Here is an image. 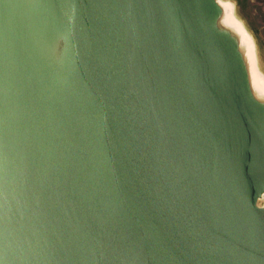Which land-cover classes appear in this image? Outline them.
<instances>
[{"label":"water","instance_id":"1","mask_svg":"<svg viewBox=\"0 0 264 264\" xmlns=\"http://www.w3.org/2000/svg\"><path fill=\"white\" fill-rule=\"evenodd\" d=\"M220 0H0V264H264V96Z\"/></svg>","mask_w":264,"mask_h":264},{"label":"rangeland","instance_id":"2","mask_svg":"<svg viewBox=\"0 0 264 264\" xmlns=\"http://www.w3.org/2000/svg\"><path fill=\"white\" fill-rule=\"evenodd\" d=\"M233 5V17L250 40L258 78L264 81V0H220ZM264 203V200H263Z\"/></svg>","mask_w":264,"mask_h":264},{"label":"bare ground","instance_id":"3","mask_svg":"<svg viewBox=\"0 0 264 264\" xmlns=\"http://www.w3.org/2000/svg\"><path fill=\"white\" fill-rule=\"evenodd\" d=\"M225 6V16L226 20L228 23L232 24L234 27H236L239 32L243 35L245 42L247 45L249 44V54H250V61H251V66H252V77H253V83H254V88L256 92L260 96H264V81L258 78L256 69H255V63H254V56L252 53V46H251V40L245 30V28L239 24L235 18L233 17V5L231 4H224Z\"/></svg>","mask_w":264,"mask_h":264}]
</instances>
